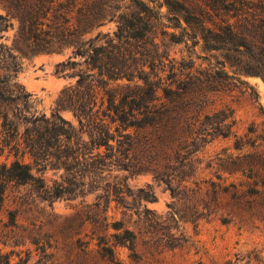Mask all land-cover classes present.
Returning <instances> with one entry per match:
<instances>
[{"label": "rangeland", "instance_id": "1", "mask_svg": "<svg viewBox=\"0 0 264 264\" xmlns=\"http://www.w3.org/2000/svg\"><path fill=\"white\" fill-rule=\"evenodd\" d=\"M83 1L101 6L105 16L82 37L98 34L95 44L112 54L130 50V62L159 93L167 85L179 93L178 120L145 153L146 171L32 167L45 187L0 176V248L10 264H264V0H144L150 13L135 12L130 0ZM123 18L148 28L145 35L117 39ZM11 21L3 30L7 44L17 26ZM69 55L83 58L72 55V46L20 56L14 79L30 93L26 117L58 111L78 126L57 101L78 70L96 69L81 63L58 72L56 63ZM112 60L121 65L123 57ZM133 82L143 81L111 84ZM14 158L5 150L0 166ZM18 158L32 163L28 154ZM56 185L73 190L55 197ZM125 229L134 250L119 242L130 237Z\"/></svg>", "mask_w": 264, "mask_h": 264}, {"label": "trees", "instance_id": "2", "mask_svg": "<svg viewBox=\"0 0 264 264\" xmlns=\"http://www.w3.org/2000/svg\"><path fill=\"white\" fill-rule=\"evenodd\" d=\"M130 1L135 12L153 10L144 0ZM0 3L5 8V12H0V154L7 150L15 157L8 165L1 164L2 179L45 187L43 176L33 173L34 166L40 170L48 166L62 167L66 173L75 167L101 170L121 167L134 173L148 170L144 165L149 159L145 153L154 148V141L163 142L174 131L178 111L173 101L179 93L168 85L159 93V85L150 75L130 62V50L112 54L95 44L98 34L82 37L105 16L101 6L95 7L94 3L83 0H0ZM79 3L85 4L84 7ZM11 17L17 20V26L11 44H7L3 41L6 38L3 30L13 26ZM137 29L135 22L123 18L114 35L128 42L132 37L145 35L148 28ZM231 31L237 32L233 28ZM65 46H72V55L83 58L76 60L69 55L58 61L55 65L58 72L81 63L96 69L87 73L78 70L75 85L64 87L57 101L58 109L73 111L77 127L62 118L58 111L50 117H26L30 93L14 79L20 68V56L61 51ZM114 56L123 57L121 65L112 60ZM134 77L143 82L111 84L117 79ZM99 92L100 103L93 110ZM19 153L28 154L32 163L20 160ZM135 153L139 155L136 161ZM154 172L162 178L159 171ZM72 190L56 185L53 194L58 197ZM142 196L149 197L146 193ZM124 232L130 237L119 242L134 250L133 233L128 229ZM105 251L114 259L112 247H105ZM0 264H10L9 254L1 248Z\"/></svg>", "mask_w": 264, "mask_h": 264}]
</instances>
